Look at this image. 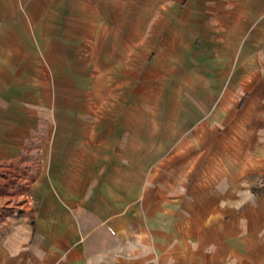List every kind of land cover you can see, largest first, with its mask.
Segmentation results:
<instances>
[{"label": "crops", "instance_id": "obj_1", "mask_svg": "<svg viewBox=\"0 0 264 264\" xmlns=\"http://www.w3.org/2000/svg\"><path fill=\"white\" fill-rule=\"evenodd\" d=\"M198 2L223 49L195 69L203 92L163 102L125 150L102 143L99 163L72 144L41 164L0 264H264V0ZM25 3L0 0V62L32 42Z\"/></svg>", "mask_w": 264, "mask_h": 264}, {"label": "rangeland", "instance_id": "obj_2", "mask_svg": "<svg viewBox=\"0 0 264 264\" xmlns=\"http://www.w3.org/2000/svg\"><path fill=\"white\" fill-rule=\"evenodd\" d=\"M25 1L32 42L0 62V240L37 201L41 164L67 162L72 144L80 162L99 163L102 143L125 150L163 102L201 93L211 76L195 69L223 50L216 12L198 0Z\"/></svg>", "mask_w": 264, "mask_h": 264}]
</instances>
